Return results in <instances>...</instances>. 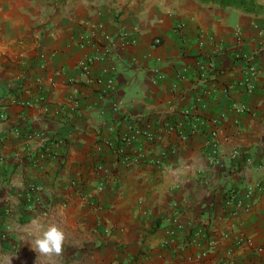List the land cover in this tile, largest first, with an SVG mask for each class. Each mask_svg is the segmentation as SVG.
Masks as SVG:
<instances>
[{"label":"crops","instance_id":"0c3cea01","mask_svg":"<svg viewBox=\"0 0 264 264\" xmlns=\"http://www.w3.org/2000/svg\"><path fill=\"white\" fill-rule=\"evenodd\" d=\"M256 4L0 0V262L54 264L33 241L56 224L82 264H264V76L254 94L238 83L243 53L264 68Z\"/></svg>","mask_w":264,"mask_h":264},{"label":"built area","instance_id":"2783aa9c","mask_svg":"<svg viewBox=\"0 0 264 264\" xmlns=\"http://www.w3.org/2000/svg\"><path fill=\"white\" fill-rule=\"evenodd\" d=\"M89 29H90L89 30L90 38L98 40V37L100 36L101 37L100 40L109 39V34L105 31V27H104L103 23L94 22L90 25ZM161 43H162V40L160 38H156L154 40V46H158ZM242 56L245 59L249 60V64H248V67L246 70V75L241 80H239L238 83L241 86V88H243V90L245 92H247L249 94H254L257 91V78L260 74H263V76H264V68H261L255 62H252L249 54L243 53ZM100 59H103V57L99 56V55L88 56L87 58L84 59V61L81 62L80 65L82 66V69L84 70V72L88 73L91 65ZM214 66L215 65H214L213 61L203 62V63H200V65H199V71H201L202 73L209 72V70L214 68ZM115 71H116V68L114 66L109 68V71H108L109 76L106 80L107 86L109 88H113L115 85ZM263 88H264V84H263ZM15 101L17 103L21 104L22 106L28 107V106L33 105L32 98H30V99L15 98ZM232 106H233V109H235L239 113H243V112L248 111L247 106L245 104H242L239 102L233 103ZM2 117H6V115L3 114ZM196 121H197L196 117L193 118L192 123H191V128L193 127V129H194L196 127ZM210 122L213 123L214 126H216L219 121H218V119L213 118V120H211ZM176 127H177L176 124H170V126H168V130H170V131L176 130ZM211 131H212V134H217L216 128L211 129ZM237 155H238L237 150H233L229 154V156L231 158H235ZM98 169L104 170V166L102 165V163L98 164ZM73 184L78 185V183L76 181H73ZM255 193H256V187L250 186L247 193H246V196L252 198L255 195ZM93 203L95 205L99 206V203L97 200H94ZM227 203L232 205L233 207L234 206L241 207L244 205V202L242 199H238V200H234V201L229 199V201ZM232 212H234V211H232ZM180 230H182L181 225L178 222L174 221L172 227L169 228L168 236L172 237V240H173L174 236H176ZM165 241H166V243H170V241L167 239ZM238 242H241V240H239ZM207 255H208V252L204 251L198 257L203 258V257H206ZM222 264H235L230 253L223 260Z\"/></svg>","mask_w":264,"mask_h":264},{"label":"clouds","instance_id":"9594fccd","mask_svg":"<svg viewBox=\"0 0 264 264\" xmlns=\"http://www.w3.org/2000/svg\"><path fill=\"white\" fill-rule=\"evenodd\" d=\"M65 233L56 224H49L33 241L35 249L42 253H57L62 251Z\"/></svg>","mask_w":264,"mask_h":264},{"label":"trees","instance_id":"16d2710c","mask_svg":"<svg viewBox=\"0 0 264 264\" xmlns=\"http://www.w3.org/2000/svg\"><path fill=\"white\" fill-rule=\"evenodd\" d=\"M220 2H222L223 4L226 5H243L245 7H247L249 10H256L257 4H256V0H219ZM12 94L19 96L21 94V88L18 87L17 89H15ZM193 117L188 116L186 121L187 124L184 126V131L187 130V132H189V130L191 129V123H192Z\"/></svg>","mask_w":264,"mask_h":264},{"label":"rangeland","instance_id":"374dc122","mask_svg":"<svg viewBox=\"0 0 264 264\" xmlns=\"http://www.w3.org/2000/svg\"><path fill=\"white\" fill-rule=\"evenodd\" d=\"M66 250H62L59 254L57 253H54V260L55 262H53L54 264H82L81 262H77L76 259H75V255H77L76 253V250L73 249L71 251L72 254V258L71 259H68V260H64L62 258V254L65 252ZM13 253V252H11ZM0 264H16L15 262H0Z\"/></svg>","mask_w":264,"mask_h":264}]
</instances>
